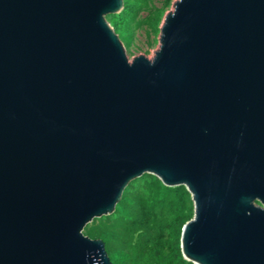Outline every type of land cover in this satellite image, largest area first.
<instances>
[{
	"label": "water",
	"instance_id": "obj_1",
	"mask_svg": "<svg viewBox=\"0 0 264 264\" xmlns=\"http://www.w3.org/2000/svg\"><path fill=\"white\" fill-rule=\"evenodd\" d=\"M123 0H0V264H113L84 232L144 173L184 184L196 264H264V0H175L127 56Z\"/></svg>",
	"mask_w": 264,
	"mask_h": 264
},
{
	"label": "trees",
	"instance_id": "obj_2",
	"mask_svg": "<svg viewBox=\"0 0 264 264\" xmlns=\"http://www.w3.org/2000/svg\"><path fill=\"white\" fill-rule=\"evenodd\" d=\"M123 8L107 15L126 49L135 31L160 32L173 0H123ZM194 215L192 194L184 184L166 185L157 175L144 173L126 186L115 210L94 218L84 232L101 238L113 264H196L184 257L181 235Z\"/></svg>",
	"mask_w": 264,
	"mask_h": 264
},
{
	"label": "rangeland",
	"instance_id": "obj_3",
	"mask_svg": "<svg viewBox=\"0 0 264 264\" xmlns=\"http://www.w3.org/2000/svg\"><path fill=\"white\" fill-rule=\"evenodd\" d=\"M174 1L175 0H173V2ZM151 2L155 5H161L162 0H151ZM172 8L173 3L168 8V10ZM158 48L159 33L149 35L146 28H139L135 31V38L132 46L129 49H126V52L129 59H132L139 54H144L148 58H152L154 56L155 50Z\"/></svg>",
	"mask_w": 264,
	"mask_h": 264
}]
</instances>
